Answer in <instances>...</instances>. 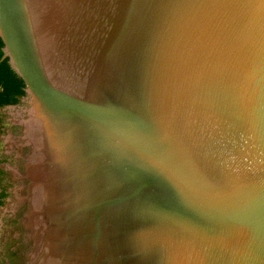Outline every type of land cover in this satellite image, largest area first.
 Instances as JSON below:
<instances>
[{
	"label": "water",
	"instance_id": "water-1",
	"mask_svg": "<svg viewBox=\"0 0 264 264\" xmlns=\"http://www.w3.org/2000/svg\"><path fill=\"white\" fill-rule=\"evenodd\" d=\"M0 39L28 264H264V0H0Z\"/></svg>",
	"mask_w": 264,
	"mask_h": 264
},
{
	"label": "flooded vegetation",
	"instance_id": "flooded-vegetation-1",
	"mask_svg": "<svg viewBox=\"0 0 264 264\" xmlns=\"http://www.w3.org/2000/svg\"><path fill=\"white\" fill-rule=\"evenodd\" d=\"M27 94L19 97V102L0 108V138L11 134V141L22 136V127L18 124L19 117L13 119L12 114H7L4 110L9 107L19 109L23 106ZM20 110V109H19ZM21 156L15 151L7 155L2 148L0 140V164L11 166L17 171L19 180L15 182L8 173V169H0V264H28L29 256L33 250V243L30 239L29 231L22 224L28 209L29 181L25 178L26 160L29 148L22 149ZM21 190L18 198L14 196L15 185ZM13 206H12V204ZM12 206V208H11ZM11 210H7L10 209Z\"/></svg>",
	"mask_w": 264,
	"mask_h": 264
},
{
	"label": "trees",
	"instance_id": "trees-1",
	"mask_svg": "<svg viewBox=\"0 0 264 264\" xmlns=\"http://www.w3.org/2000/svg\"><path fill=\"white\" fill-rule=\"evenodd\" d=\"M3 42L0 39V108L14 105L26 95L24 82L10 69L8 59L3 58ZM1 121V118H0Z\"/></svg>",
	"mask_w": 264,
	"mask_h": 264
}]
</instances>
